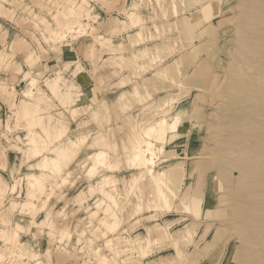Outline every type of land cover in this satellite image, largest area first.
<instances>
[{"label":"rangeland","instance_id":"374dc122","mask_svg":"<svg viewBox=\"0 0 264 264\" xmlns=\"http://www.w3.org/2000/svg\"><path fill=\"white\" fill-rule=\"evenodd\" d=\"M106 36L114 50L101 42ZM166 54L164 63L179 60L157 75L158 56ZM141 76L139 96L129 95ZM31 109L39 110L52 147L65 141L54 138L56 116L69 136L85 133L56 166L40 169L29 162L41 157L25 158L30 135L45 137L40 123L30 132L21 117ZM168 109V122L173 113L180 117L163 142L148 137L155 150L147 153L150 168L181 160L182 185L174 178L171 189L196 195L173 196L170 209L144 203L129 216L138 197L151 198L155 187L133 182L136 166L125 156L132 146L124 144L136 126L146 131ZM10 154L16 159L8 163ZM42 171L43 190L28 196L27 173ZM0 176L8 185L0 214L16 206L12 225L1 227L10 237L0 235L7 258L0 264H98L97 254L121 264H264V0H0ZM27 197L32 204L19 215ZM112 201L111 211L103 208ZM106 213L119 221L115 231L103 222L111 219ZM152 214L171 223L172 236L149 230ZM184 227L193 230L187 240L176 233ZM109 238L118 252L107 246ZM74 246L76 254L67 252ZM93 248L100 249L89 253Z\"/></svg>","mask_w":264,"mask_h":264},{"label":"bare ground","instance_id":"6f19581e","mask_svg":"<svg viewBox=\"0 0 264 264\" xmlns=\"http://www.w3.org/2000/svg\"><path fill=\"white\" fill-rule=\"evenodd\" d=\"M51 14L53 15L54 12L51 13ZM126 14H128L130 16L131 13H126ZM130 17H131L130 20L134 23L135 20H133V16H130ZM63 33H65V31L64 30L63 31L60 30L58 32V34H56V36L57 37L60 36V35L62 36ZM109 41H110V38L107 37V36L104 37L101 40V42L104 45H107V46L110 47L111 50H114L113 46L108 45ZM94 52H95V50L92 47L90 54L93 55ZM167 56H169V55L166 54V55H162V56L159 55L158 56V57H160V62H162V63L159 64V67L157 68V75L160 74L161 72L166 71V70L170 69L171 67H173L175 64H177V61L179 60V58H173L170 61H167L166 63H164L162 59L163 58H166ZM133 57L134 58L131 61V64H133V63L136 62L135 58H137V56L134 55ZM153 57H155V56H153ZM153 57H152V60H153ZM155 66H158V65L156 64ZM150 67H152V65ZM75 69H76L77 72H80L79 73V81L80 82H83L85 79H84V76L81 75L82 72L80 71L79 66H76ZM139 74H140V72L135 73V75H139ZM141 77H142V80L141 81H139V80H133L132 81V86H131V89L129 90V95H132V96H135V97L136 96L137 97L139 96V88H140V85H144L145 84V81H146V77L145 76H141ZM56 80L59 82V79L58 78H56ZM172 81L175 82V84H178V82H176L177 81L176 79H172ZM33 86H34V84H32V86L26 92L33 91L34 90L33 89ZM36 90H37V88H36ZM38 91H40V90H38ZM118 96H120V95H118ZM42 97H43V95L39 92L38 97L35 98V102L37 100H39V99H42ZM174 98H176V97L175 96L169 97L168 98V102L174 103ZM170 109H168L167 111L166 110L163 111L162 112L163 114L161 115L160 121L158 123H156V124L154 123V124L149 125L148 126V129L146 131L143 129V127L136 126L134 128L135 129V132L132 134V137L127 138L129 142L126 143V144H124L127 147L132 146V148H131L132 151L126 152L125 153V156H128L129 154H131L132 157H133L132 163L136 166L135 173L132 174L133 182L136 183L138 181L140 182L141 180H146V181L150 182L151 184H153V186L155 187L154 190L151 193V195H152L151 198H149V199L146 198L144 200L142 196H139L138 197L137 203H135V208L130 211L129 216H134L137 213H140L142 211V206H143L144 203H145V205L147 204V207H156L158 205V203L161 202V203H163V206L165 207V209H170V208H172L171 199L173 198V196L180 195L181 197L182 196L188 197V196H191V195H196V193L190 192L188 187H186L181 192V194H178L177 191H175L174 189H171L172 187L170 186V182L174 178L178 180V182H179V183H177L178 186L182 185V180H183V177H184V167H183V164H182V161L181 160L180 161L179 160H176L174 162H171V163H169L167 165V167H165V168H163L161 170L160 169L159 170L158 169L157 170H153V168L152 169L150 168V165L153 164V162L151 161L152 159L150 160V158H148L147 153L153 154V153H155V150L153 148L154 147L153 146L154 145V142L152 140H150V138H148V137L155 135V138L157 140H161L163 142L166 139L165 131L167 130V126L169 125L170 128L172 127V128L175 129L176 122L178 121V119L180 117L179 116V113H177V112L176 113H173L172 114V120L170 122H168L166 120V117H167L166 115L169 114ZM24 111H25V114L21 115V117L27 119L26 120V122H27L26 124L29 125L30 132L33 131L32 126H35L34 124L40 123L38 125H41L42 126V130L45 133V137L44 136L43 137L40 136L41 135L40 133H38V134L32 133L30 135L29 139H28V143H29L28 146L29 147L27 148V150L25 152V154L27 155L25 158H29V157H41L38 161L35 160L34 162H29V164L32 163L31 165L34 164L35 166H37L40 169H43L44 167H46V165H49V164H53L55 166L58 165L61 161H63L65 149L77 147V145L81 144L84 141V139L86 138L84 132L75 134L74 136H69L68 133H67L69 126L66 123H64V120H61L60 119L61 116H56V117L54 116L58 120V122H59L57 125H55V124L52 125V126L56 127L55 129L57 130V134L54 135V138L57 141H59V140L60 141L61 140H65V141L63 142V144L61 146L55 145V147L54 146L52 147L51 144H50L51 141H52V139H49L51 133L49 132V130H48V128L46 126L42 125L43 124L41 122V118L42 117H41V114L38 112L39 110H37V109H31L29 111H27V110H24ZM68 143H69V145H68ZM52 148L57 150V152H58L57 157L48 156L46 154L45 151H47L49 149H52ZM160 148H161L160 146L157 147L158 150ZM185 157L186 156L183 155V154L180 155V159H184ZM96 158H97L98 161H102L103 160V152H102V150H99ZM130 160H131V158H130ZM108 165H112V164H108ZM39 173L35 174V173L30 172V173H27V175H26V178L25 179H26L27 195L28 196L33 197L34 196V193L32 192L33 190H43V188H44V185H45L44 184V176H45V173H44V171L39 172ZM165 174H167L169 177H164ZM47 175H48V173L46 174V176ZM53 177H55V175ZM107 179H108V175H103L102 176L103 182L106 183ZM7 188H8L7 183L0 176V198L2 197L4 191ZM99 192L105 194L107 197H109L110 199L113 200V198H112L113 195H112V193L110 191H107V190H105V189H103L101 187L100 190H99ZM31 204L32 203L29 201V197H27V199L25 201H23L20 204V206H19V211H20V214L19 215H23L25 213V211L29 208V206ZM115 204L116 203H114V201H112V202L104 205L103 208H105L108 211H111V208L112 207H115ZM15 207H16L15 206V203H10V206L8 208H6L7 209L6 210L7 212H4V213L0 214V230H1L0 235L2 234L1 237L3 239H6V238L10 237V235L5 234L4 231H2L3 229H1V227L5 229V225H4L5 222H6V224L8 223V224H11L12 225V223H13L12 222V219L14 217L11 216V213H12V210ZM99 207H100V205H99ZM106 210H104V212ZM112 210H114V209H112ZM110 213L112 215V213H114V211L113 212H110ZM114 214H113V216L110 215L111 216V219H108V220L103 221L105 223L106 227L109 228V230L119 226V225L117 226V224L119 223V221L115 218L116 216L114 217ZM106 215H107V213H106ZM107 216H109V215H107ZM149 218H150L149 220H151L152 223L151 224H148L147 227L149 228V230H150L151 227H153V228L156 227L157 228V232L160 234V236H158V237H167L168 235H170V236L173 235L171 233V231L168 229V227H169V225L171 223L170 224L168 223V224L162 225L160 222H158V221L156 222V216L154 214L150 215ZM105 219H106V217H105ZM137 220L135 219V222ZM54 221H49V223L51 222L49 224L51 226H49V227H51L53 229L54 228L56 229L58 227L57 226L58 223L56 225V223H55L56 221L55 222ZM100 223H102L101 220H100ZM104 223L102 224L103 226H105ZM15 226L17 227V225H15ZM59 230H63V229H59ZM190 231H193V230H191L189 227H184L183 229H178V232H176V233H177V236L180 239L187 240L186 238H189ZM58 232H60V231H58ZM104 233H105V231H104ZM63 234H65V233H63ZM104 236H105V234H104ZM134 238L135 239H133L132 242L135 241L136 243H139V246H140L141 237L139 236V234H135ZM11 239H10L11 241H14V238H11ZM107 240H108V241H106L107 242V246L111 247L110 250H112L114 252H118V251H115V249H114L115 248V243L112 241V239L109 238ZM119 240H121V239H119ZM127 242H128V240H127ZM148 243H150V242H148ZM173 243L174 244H177L176 242H173ZM89 246H91V245H89ZM136 246H137V248H141L138 245H136ZM145 246H147V245H145ZM24 247L26 248L25 245H24ZM75 249H77V247H75V246L73 248H66V250H68L67 252H72V253H75V251H77ZM99 249L100 248H98V249L93 248L92 250H88V251H89V253H90V251L91 252L93 251V254H94V252L99 251ZM45 252H47V248H46V251ZM48 252H49V250H48ZM176 252H177V255L178 256H181L180 249H177ZM32 253L34 254V252H32ZM32 253H30L29 255L32 256L33 255ZM143 253H146V252H143ZM66 254H67V256L69 255L68 253H66ZM93 254H91V255H93ZM77 255H73V256H76L77 257ZM97 255L99 256L98 257V264H121L116 258H111L110 259V257L108 256V254H101V255L97 254ZM77 258H75V259H77ZM6 259L7 258H5L4 255L0 253V261L6 260ZM11 260L13 261L14 259H10L9 262ZM7 262L8 261L3 262L2 264H8ZM76 262H78V260L77 261L76 260L74 261V263H76ZM13 264H17V263H13Z\"/></svg>","mask_w":264,"mask_h":264},{"label":"crops","instance_id":"0c3cea01","mask_svg":"<svg viewBox=\"0 0 264 264\" xmlns=\"http://www.w3.org/2000/svg\"><path fill=\"white\" fill-rule=\"evenodd\" d=\"M99 95V97H100V94H98ZM102 96H103V93L101 94ZM111 96H113V94H110ZM88 100H90V98L89 99H87V101ZM90 104V102H88L87 104H85L86 106L87 105H89ZM12 158V159H11ZM13 159H16V156H11V154L9 155V159H8V163H10Z\"/></svg>","mask_w":264,"mask_h":264}]
</instances>
